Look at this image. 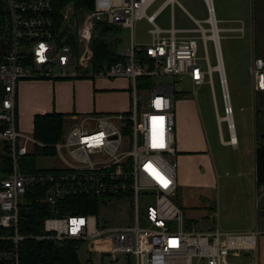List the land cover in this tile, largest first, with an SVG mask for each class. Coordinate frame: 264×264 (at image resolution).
Here are the masks:
<instances>
[{
  "label": "built area",
  "instance_id": "built-area-1",
  "mask_svg": "<svg viewBox=\"0 0 264 264\" xmlns=\"http://www.w3.org/2000/svg\"><path fill=\"white\" fill-rule=\"evenodd\" d=\"M155 1L81 0L78 4V0H68L58 15L57 0H0L8 19L5 45L0 43V145L8 147L6 154L12 163L11 171L0 179V229L4 232L0 244H8L0 247V264H21L20 247L29 239L88 243L90 254L111 258L129 254L133 264H140L142 255L145 264H234L229 261L231 253L250 254L256 249L258 231L230 233L217 227L204 232L184 230L183 212L175 202L179 183L174 89L162 84L168 78H188L195 87L213 84V68L208 60L204 66L198 56L199 39L178 35H200L206 47L216 34L218 42L212 40L217 51L220 33H244V27L219 28L213 0H203L208 28L196 21L198 27L194 29L172 26L165 30L156 24V18L178 0H167L147 16ZM142 17L152 25L148 45L137 44L134 37V22ZM100 24L131 29L132 39L120 50L121 62L95 71L92 39ZM64 29L71 32L59 37ZM72 36L73 44L69 43ZM249 73L254 92H264V58L255 57ZM79 77L129 79V112L81 117L52 145V157H58L61 167L33 174L22 172L23 159L46 145L19 127V83ZM145 77L161 81L143 92L138 80ZM221 84L225 99L227 84ZM232 113L231 103L226 104V116ZM226 122L229 142L234 146L235 126ZM35 186L46 188L37 202L47 205L51 216L45 220L42 234L27 235L21 232V205ZM141 192L155 197V204L146 210L149 227L144 228L139 225ZM74 199L95 200L101 207L111 201L129 200L135 205L136 226L114 227L108 221L100 223L97 214H72L68 210Z\"/></svg>",
  "mask_w": 264,
  "mask_h": 264
},
{
  "label": "rangeland",
  "instance_id": "rangeland-1",
  "mask_svg": "<svg viewBox=\"0 0 264 264\" xmlns=\"http://www.w3.org/2000/svg\"><path fill=\"white\" fill-rule=\"evenodd\" d=\"M166 1L156 0L147 11V16L153 15ZM213 4L219 28L244 27V33H220V49H218L222 63L217 70L222 74L225 73L237 144L233 146L223 143V140H230V133L228 123L219 120V117L226 118V103L218 71L212 73L213 84L210 82L201 87H195L188 78L162 80L163 85L173 86L175 92L173 98L177 101L185 97L196 105L202 137L208 145L209 156L219 176L216 197L210 202L215 212L211 206L207 209L209 205L206 200L199 198L200 194L196 189L185 185L180 186L175 202L183 212L185 231L201 232L213 227L230 233L258 231L256 249L250 253V256L245 257L243 252H234L230 254L229 261L234 264H253L254 261L257 264H264V187L258 188L256 181V147L258 142L264 141L261 137L258 140V136L264 133V92H254L249 73L254 58L258 57L257 53L264 58V0H213ZM192 17L202 22L208 18L203 0H178V4H169L157 16L156 24L167 30L172 28L174 21L176 29H194L198 25ZM79 20L81 21L82 17H79ZM202 25L205 28L209 27L204 22ZM114 27L117 33L108 34L104 40L109 52L119 55L121 49L130 45L132 30L117 25ZM151 28L152 25L146 17L134 22L133 32L137 44L151 43L149 35ZM64 31L65 29L62 33ZM62 33L59 37H62ZM93 41L94 38L92 45ZM198 44V56L202 64L207 66V51L202 39H199ZM208 44L210 61L212 64L216 61L215 66H217L214 41L211 39ZM221 65L223 72L220 70ZM153 79L155 85L161 81V79ZM211 87L216 91L215 98L210 90ZM141 95L145 94L141 93ZM257 108L260 116H257ZM72 123L73 121L70 120L65 121L63 136L71 129ZM24 132L32 135L31 130ZM2 155L0 145V163L3 159ZM61 165L62 162L58 157H38L35 162L37 170L57 168ZM153 204L155 197L152 194L140 193L138 200L140 227H149L145 221L146 210ZM134 207L135 205L126 199L104 203L97 212L98 220L100 223L103 220L108 221L114 227H134L136 226ZM173 224L177 227L176 223ZM99 244L100 247L103 246L102 243ZM79 254L83 262L92 258V264H133V257L129 254H117L116 258L104 257L97 253L90 254L88 243L80 245ZM145 261V255H142L140 264H145Z\"/></svg>",
  "mask_w": 264,
  "mask_h": 264
},
{
  "label": "crops",
  "instance_id": "crops-1",
  "mask_svg": "<svg viewBox=\"0 0 264 264\" xmlns=\"http://www.w3.org/2000/svg\"><path fill=\"white\" fill-rule=\"evenodd\" d=\"M192 19L195 23L199 21L193 17ZM172 26L175 27L174 21H172ZM178 36H196L198 39H202L196 34H181ZM208 42L205 47L207 51L206 59L213 68L216 61L213 64L210 61ZM219 60H221L220 57ZM219 66L216 69H219ZM129 88L130 81L127 78L79 77L76 79L23 80L18 86L19 127L23 131L31 130L33 134L35 117L54 112L65 115V121L70 120L73 123H78L81 117L94 114L127 113L131 107ZM210 90L215 98L216 91L212 87ZM173 100L176 118L175 142L178 163V194L181 185L196 189L200 194L199 198L206 200L209 205L208 209L211 206L210 202L216 197L215 191L219 177L217 168L213 165V160L209 156L208 145L202 137V128L198 121L196 105L185 97L182 100L177 101L175 98ZM220 118L222 117H219V120ZM73 123L72 125H75ZM229 141L223 140V143L230 145ZM211 209L214 210L212 206ZM249 256L250 254H245V257ZM89 259L92 260V258Z\"/></svg>",
  "mask_w": 264,
  "mask_h": 264
},
{
  "label": "trees",
  "instance_id": "trees-1",
  "mask_svg": "<svg viewBox=\"0 0 264 264\" xmlns=\"http://www.w3.org/2000/svg\"><path fill=\"white\" fill-rule=\"evenodd\" d=\"M59 1V2H58ZM68 0H57L56 13H60L61 7L67 4ZM81 0H78L80 4ZM8 25L7 12L5 6L0 7V43L5 45L4 40L7 38L6 26ZM98 30L93 36V50L94 62L92 69L101 71L109 68L113 64L122 61L120 54L109 52L104 37L111 33H117L114 26L104 24L98 25ZM68 31L62 33L64 36ZM5 36V37H4ZM69 43L73 44V36ZM119 44V42H118ZM257 53V50H256ZM258 57H261L257 53ZM178 80V79H175ZM155 86L152 77H145L138 80L139 90L145 91L152 89ZM175 93V92H174ZM258 110V108H257ZM259 115V110L257 111ZM65 123V115L59 113H51L46 115H37L34 120V138L46 145L42 148H37L36 152L25 157L21 163V170L26 174H33L37 172H44V170H37L35 162L38 157H52L54 156V149L52 145L60 141L63 136ZM264 134V133H263ZM258 135V134H257ZM260 136H258V140ZM7 146L2 147L3 159L0 163V179L5 178L12 169L11 160L7 156ZM256 165H257V187H264V141L257 143L256 147ZM46 188L35 186L29 189L25 195V201L21 205V213L24 219L23 228L21 232L27 235L42 234L45 220L50 217L49 207L45 204L38 203L37 198L45 195ZM73 206L68 212L72 214H97L100 204L91 199H74L71 202ZM1 214V212H0ZM4 233L0 229V234ZM7 243H1L0 247H5ZM80 244L74 241L58 243L50 240L38 241L29 239L25 241L20 247L21 264H92L89 259L83 262L79 254Z\"/></svg>",
  "mask_w": 264,
  "mask_h": 264
},
{
  "label": "bare ground",
  "instance_id": "bare-ground-1",
  "mask_svg": "<svg viewBox=\"0 0 264 264\" xmlns=\"http://www.w3.org/2000/svg\"><path fill=\"white\" fill-rule=\"evenodd\" d=\"M211 39H213V40H215L216 42H218V37H217V35L215 34L214 36H212V38ZM218 49H220V46L218 45V48H217V55H218V57H219V54H218ZM219 64H220V60H219ZM219 66V65H218ZM215 70V69H214ZM220 70L223 72V68H222V65H221V67H220ZM222 76H223V79L225 80V77H224V74H222ZM225 89H226V85H225ZM228 90L226 91V94L228 95ZM227 102H229L230 101V98H229V100H228V98H227V100H226ZM229 106V105H228ZM230 108V107H229ZM220 121L222 122V121H230L231 122V124H233V118H232V115H229L228 117L226 116V118L224 119H222V118H220ZM232 135H233V138H234V144L236 145V142H237V138H236V135H235V133L233 132L232 133ZM229 144H230V142H229Z\"/></svg>",
  "mask_w": 264,
  "mask_h": 264
},
{
  "label": "water",
  "instance_id": "water-1",
  "mask_svg": "<svg viewBox=\"0 0 264 264\" xmlns=\"http://www.w3.org/2000/svg\"><path fill=\"white\" fill-rule=\"evenodd\" d=\"M217 63H218V65H219V57H218V55H217ZM213 70H214V68H213ZM215 71H218L216 68H215ZM219 72V74H220V79H221V81L223 82H226V77H225V75H224V77H225V80L223 79V76H222V73L220 72V71H218ZM226 91H227V88H226ZM228 98V95H227V97H225V102H226V99ZM226 104H230L229 102H226ZM260 137L262 138V139H264V134H261L260 135Z\"/></svg>",
  "mask_w": 264,
  "mask_h": 264
}]
</instances>
